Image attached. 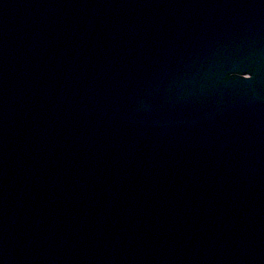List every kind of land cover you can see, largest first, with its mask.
Returning a JSON list of instances; mask_svg holds the SVG:
<instances>
[{
    "label": "water",
    "instance_id": "obj_1",
    "mask_svg": "<svg viewBox=\"0 0 264 264\" xmlns=\"http://www.w3.org/2000/svg\"><path fill=\"white\" fill-rule=\"evenodd\" d=\"M0 264H264V0H0Z\"/></svg>",
    "mask_w": 264,
    "mask_h": 264
},
{
    "label": "snow or ice",
    "instance_id": "obj_2",
    "mask_svg": "<svg viewBox=\"0 0 264 264\" xmlns=\"http://www.w3.org/2000/svg\"><path fill=\"white\" fill-rule=\"evenodd\" d=\"M251 78V76L250 77H248V78H246V79H250Z\"/></svg>",
    "mask_w": 264,
    "mask_h": 264
}]
</instances>
